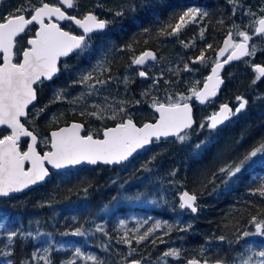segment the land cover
<instances>
[{"label":"trees","instance_id":"trees-1","mask_svg":"<svg viewBox=\"0 0 264 264\" xmlns=\"http://www.w3.org/2000/svg\"><path fill=\"white\" fill-rule=\"evenodd\" d=\"M31 2L39 6L38 0ZM44 2L57 4V0ZM130 3L137 5L135 13L125 12L123 17L114 18L113 11H109ZM142 3L146 6L140 7ZM24 4L25 0H0V16ZM190 6H199L208 12V16L185 25L175 36H157L158 28L163 24L174 26L179 15ZM262 6L264 0H241V10L233 14V6L227 0H78V6L68 10L69 14L81 17L91 11L101 19L113 20V23L103 35L93 36L90 53L60 60L59 67L63 69L67 64L71 66V71L62 70L52 81L35 86L37 99L29 108L23 123L39 134L40 141L49 137L50 130L74 120L84 125L86 134L92 132L95 137H100L102 129L120 120H98L80 113L94 111V104L115 105L119 101L128 102L125 105L127 113L137 125L153 121L156 118L151 107L153 98L167 104L169 96L173 101L180 94L189 96V89L194 84L199 89L233 23L239 25L240 30L249 25L251 17L246 16L243 9L250 8L259 13ZM30 14L25 13L26 16ZM157 18L161 23L156 22ZM220 20L224 21L222 25ZM62 27L77 32L69 22ZM29 28L26 34L18 38L21 52L27 46L29 36L34 33L35 26ZM144 28L152 31L143 34ZM251 29L249 26L248 31ZM129 43L132 44L131 49L124 47ZM185 44L188 46L185 47ZM208 44L213 47L208 49ZM146 50L155 53L156 60H161V64L171 61L176 66L162 73L156 67H142L147 71V76L141 79L137 73L140 67L132 65L131 59ZM202 50L209 58L207 63H192ZM15 58L19 60L20 56ZM97 61L103 62V67L108 71L99 70L94 75L102 79L111 76L113 79L101 91L82 102L70 103L73 97L87 92L85 85H73L72 81L78 78L79 73L91 70ZM260 62L264 64V59ZM185 63L193 71H184ZM223 75L225 83L213 102L204 107L194 105L196 124L191 140L186 145L177 143L175 138L161 140L123 164L67 168L51 173L44 183L22 193L0 197V224L12 230L22 228L33 234L37 230L51 234L50 237L41 235L36 239H14L13 255L10 257L14 264H19L22 259L27 260L28 264H43L42 261L31 260V254L36 248L48 246L49 241L55 246L49 253L53 264L68 260L74 264H93L83 256H74L77 247L84 254L96 255L103 264H126L134 259L140 260L141 264H161L157 258L169 248L181 249L182 258L173 260L169 257L168 264H185L188 259L198 257L201 246L210 248L206 255L212 259L219 256L232 259V250H239L245 241H241L240 245L229 246L227 241L215 238L225 235L228 240H234L233 225H236V221H239L241 230L245 226L249 231L254 230L248 220L258 212H264V198L251 194L250 189L256 188L260 178H264V160L254 158V162L227 187L221 184V177L218 176L215 184L219 187L215 192L214 185L208 180L218 167L251 150L264 137V78L253 85L255 73L250 63L246 64L244 60L227 66ZM124 76L130 78L126 86L122 82ZM154 79L156 83L153 85ZM56 88L66 89V99L50 103ZM145 90H148L146 96L142 95ZM237 96H243L248 101L246 110L219 131L216 142L201 157L193 158V146L208 135L206 129L196 132L200 121L213 113L220 103L236 105ZM135 101L140 103L136 104ZM41 108L44 111L38 112ZM6 134L8 132L5 129L0 130V136ZM241 137L242 142L236 144ZM25 145L22 140L20 148L24 149ZM47 148L48 145L44 143L38 144L40 151ZM153 156L155 159H151ZM173 170H176L175 175H172ZM202 184L205 187L201 188ZM183 189L197 193L200 207L196 214L184 212L178 217L171 209L178 205L179 193ZM137 194L143 195L135 199ZM178 219L181 227L191 223V229L187 232L174 230L165 235L166 229L159 228L139 244L135 239L130 246L119 242L126 231L131 238L134 234L140 235L152 228L156 221L177 223ZM120 220H125L126 225L119 226ZM226 224L228 227H225ZM97 225L102 226L104 232L96 231ZM76 228H82L87 235H71ZM137 228L138 232L134 233ZM154 240L156 243H153ZM161 240L164 243H160ZM245 240L254 247L264 242L258 237ZM4 243L8 241L5 235L0 234V249H3ZM60 244L64 248L56 250ZM130 247L136 249L131 255ZM4 260L0 257V264H4Z\"/></svg>","mask_w":264,"mask_h":264},{"label":"snow or ice","instance_id":"snow-or-ice-1","mask_svg":"<svg viewBox=\"0 0 264 264\" xmlns=\"http://www.w3.org/2000/svg\"><path fill=\"white\" fill-rule=\"evenodd\" d=\"M233 6V14L241 10V0H227ZM39 6L32 3L31 0H25V4L16 7L12 11L0 16V53H2L3 62L0 63V125H4L10 129V133L0 136V197H10L14 193H21L32 185H37L46 180L50 176V172L45 163L51 165L53 169H67L78 165L90 164L96 165L103 163L106 165H120L128 161L130 158L142 150H147L153 143H159L161 139L175 138L179 144L186 145L191 140V133L196 124L193 116L192 106L187 102L194 98L200 105H206L213 102L217 96L218 90L224 83L221 77V70L225 65L232 61L242 60L245 57H252L256 55L257 45L250 44L253 37L264 39V6L261 7L260 12H253L250 8L243 9L246 16L251 17L249 25H245L244 30H240V26L233 23L232 28L229 29L226 38L223 42V47L219 49L214 58L211 73L205 77L203 88L197 89L195 84L189 89V96L180 94L176 101L172 97H168V103H161L155 98L151 107L159 114L158 119L154 123L145 122L138 127L127 113L125 105L127 101H119L117 104L105 103L103 106L94 104L92 107L94 111H82L81 115H88L95 117L98 120L110 119L120 122L115 124V127H106L103 131V139L94 138L92 132L88 135H81L84 128L83 124L71 123L66 127L59 128L52 131L50 140L45 137L43 141L38 139V133L34 134L29 131L25 124L21 122V117H26V109L37 99V88L34 85H42L45 81H51L63 71H71V66L65 64L63 69L58 67V61L61 57H70L76 55L82 57L85 53H90L92 50V39L94 35H103L113 20L100 19L93 12L89 11L83 15L82 18H77L73 15H68L65 9H73L78 6V0H57V4H49L44 0H38ZM60 5V6H57ZM63 6V7H61ZM141 4L140 7H145ZM137 5L134 3L121 6L113 11L114 18L123 17L125 12L135 13ZM30 12V17L25 13ZM208 16V12L199 6H190L183 11L174 26L170 24H163L157 29V36H175L181 29L189 24L196 23ZM55 17V21L52 19ZM47 18V23H45ZM171 19V17H170ZM60 21H69L80 30V34H74L72 31H66L60 26ZM157 23H161L157 18ZM38 25L35 34L29 36L27 39V47H23L22 52L18 48V38L26 34L33 24ZM219 23L222 25L223 20ZM71 26V25H70ZM251 26V35L248 28ZM170 29V30H169ZM152 30L149 28L142 29L143 34H149ZM203 37V29L201 30ZM239 38L238 42L236 39ZM181 43H184L181 41ZM185 47L188 45L185 44ZM128 49L132 48V44L124 46ZM208 49L213 47L212 44L206 45ZM229 53L227 57L221 61V57ZM20 56L19 62H14V58ZM207 58L202 50L200 55L195 57L192 63L199 62L206 64ZM156 55L152 51H143L139 55L131 59V64L142 66L149 61H155ZM246 64L249 61L244 60ZM255 78L253 85L264 78V66L261 64L251 65ZM108 71L103 67V62L97 61L93 68L87 72L78 74V78L72 81V84H82L87 88V92H82L78 96L73 97L70 103H78L85 100L102 90V87L108 84L113 77L109 76L107 79L99 78L94 73L97 71ZM184 71H193L189 64L185 63ZM140 77H146L147 73L143 70L138 72ZM125 86L130 82L128 76H124L122 81ZM156 80H153V85ZM196 83H199L197 81ZM152 86L150 85L149 88ZM66 89H54L53 99L50 103L62 101L66 99ZM148 90L142 93L147 95ZM107 99V98H106ZM139 104L140 101H135ZM248 101L243 96L236 97V106L232 108L229 104H221L217 111L205 117L200 121L196 132H203L207 130L208 135L205 139L200 140L193 146L192 157L199 158L203 152L216 142L219 131L232 123L233 118L238 116L246 110ZM47 107V105H45ZM75 110V109H73ZM44 108L38 110L43 112ZM55 120L56 117H53ZM22 137H29L30 142L27 145V150L21 151L20 140ZM243 137L236 141V144L241 143ZM38 143L48 145L50 143V150L44 151L43 155L37 152ZM254 158L264 160V137L240 157L229 160L218 167L215 172L211 174V179L208 183L213 184V191L219 187L215 184L216 178L221 177V184L227 187L234 180L238 178V174L242 173L246 167L254 162ZM151 159H155L153 156ZM26 162L28 165L26 167ZM176 174L173 170L172 175ZM205 185H201V188ZM86 191V190H85ZM251 194L259 195L264 198V178H260L259 185L250 189ZM143 194H137L135 199H140ZM131 199V198H129ZM155 203V201H152ZM198 196L195 191L189 192L187 190L179 193V203L171 210L177 213L178 217L184 212L196 214L199 211ZM148 221H144L147 223ZM125 220L119 221V226L126 225ZM179 219L177 223H169L167 221H156L152 228H149L143 234H134L131 238L128 237L127 231L124 237L120 238L121 243L131 245L132 240L135 239L139 244L147 240L157 229L165 228V235L172 231L187 232L191 229V223L180 226ZM248 224L253 226L252 231L247 227L241 230L239 221H236L235 239L228 240L225 235H220L215 239L218 241H227L229 246L235 244L240 245L241 241H245L239 250L233 249L232 259H225L219 256L212 259L206 253L210 248L201 246L198 257H193L186 261V264H264V242L258 247H254L252 243H247L245 238L258 237L264 241V212H258L257 215L251 216ZM228 227V224L225 225ZM139 228V224H138ZM134 230L135 232H138ZM0 234L5 235L8 243H4L3 249H0V257L5 258L4 264H14L10 258L13 255L14 239L24 240L27 238L36 239L41 235L51 236L50 233H41L39 230L33 234L32 231H25L22 228L15 230L7 228V226L0 224ZM96 231L104 232V228L100 225L96 226ZM69 233H61V235H68ZM73 236L83 237L87 235L82 228H76L70 233ZM107 235V233H104ZM164 243L163 240L159 241ZM153 243H156L154 240ZM54 245L49 241L48 246L36 248L31 254V260L42 261L43 264H53L49 255L54 249ZM64 245L60 244L56 250L63 249ZM136 249H129V255L135 252ZM219 252V250H218ZM74 256H83L84 259L90 260L93 264H103L96 255L84 254L79 247L75 248ZM173 260H180L182 258V250L177 248H169L164 251L158 261L161 264H168V258ZM19 264H28L27 260H20ZM61 264H74L72 260L61 262ZM128 264V262H126ZM130 264H141L140 260H132Z\"/></svg>","mask_w":264,"mask_h":264},{"label":"water","instance_id":"water-1","mask_svg":"<svg viewBox=\"0 0 264 264\" xmlns=\"http://www.w3.org/2000/svg\"><path fill=\"white\" fill-rule=\"evenodd\" d=\"M98 1H101V0H98ZM47 3V2H46ZM50 4V3H49ZM57 6H60V5H57ZM61 7H63V6H61ZM66 10V12L68 11V10H70V9H65ZM67 14H68V12H67ZM86 14V13H85ZM95 14V13H94ZM68 15H70V14H68ZM96 15V14H95ZM74 16V15H73ZM97 16V15H96ZM29 17H30V15H29ZM77 17V16H76ZM83 16H81V17H77V18H82ZM54 21H55V17H53L52 18ZM101 19V18H100ZM48 21H47V18H45V23H47ZM67 22H69V21H60L59 23H60V26L62 27V25L63 24H65V23H67ZM71 23V22H70ZM35 27H36V29L39 27L38 25H36L35 23L33 24ZM72 26H73V28L74 29H76L78 32H79V34H80V30L79 29H77L76 28V26L75 25H73L72 24ZM63 28V27H62ZM65 29V28H64ZM66 31H68L67 29H65ZM36 31V30H35ZM34 34H35V32H34ZM74 34H77V33H74ZM79 34H77V35H79ZM226 36H227V34H226ZM226 36L224 37V39L226 38ZM224 39H223V41H222V43H221V45H220V47H219V49L221 48V47H223V42H224ZM28 46V45H27ZM26 46V47H27ZM219 49L216 51V53L219 51ZM229 53H225V55L224 56H222L220 59H221V61L222 60H224L226 57H227V55H228ZM2 53H0V63H2L3 62V60H2ZM216 55V54H215ZM21 58V57H20ZM63 58H66V57H61L60 58V60L61 59H63ZM60 60L58 61V67H59V62H60ZM241 60H238V61H232V62H230V64H232V63H237V62H240ZM230 64H228V65H225V67L221 70V77L223 78V80H224V83H225V79H224V77H223V73H224V70H225V68L227 67V66H229ZM143 66V65H142ZM263 66V65H262ZM212 67V66H211ZM211 73V68H210V70H209V72H208V74L206 75V77L209 75ZM204 83V82H203ZM203 83H202V85L200 86V88L199 89H201V88H203ZM224 83L221 85V87H220V89L222 88V86L224 85ZM36 85H34V87H35ZM220 89L218 90V94H219V92H220ZM218 94H217V96H218ZM216 96V97H217ZM215 97V98H216ZM214 98V99H215ZM213 99V100H214ZM36 101V100H35ZM34 101V102H35ZM34 102L32 103V104H34ZM191 106H192V110H193V116H194V105H197L198 107H204L205 105H200L197 101H195V99L194 98H192V99H190L189 101H187ZM32 104L31 105H29L28 106V108L26 109V112L28 113V110H29V108L32 106ZM223 104H225V103H223ZM228 104V103H227ZM221 104H219L218 105V107H217V109L215 110V111H217L218 109H219V106H220ZM229 106L230 107H232V108H235V106L236 105H234V106H231L230 104H229ZM152 110H153V112L155 113V115H156V118H155V120L156 119H158V116H159V114L158 113H156L155 112V110H154V108H152ZM212 114V113H211ZM210 114V115H211ZM24 118H26V117H21L20 119H21V122L23 123V119ZM155 120L154 121H147L148 123H154L155 122ZM71 123H80V124H82L80 121H76V120H74V121H71V122H69V123H67V124H64V125H61V126H59V127H57V128H54V129H52V130H50L49 131V140H50V134H51V132L52 131H56V130H58L59 128H62V127H66V126H68L69 124H71ZM135 123V122H134ZM145 123V122H144ZM144 123H142V124H140V125H137L138 127H140V126H142ZM25 127H26V125H25ZM109 127H115V125H113V126H109ZM27 128V127H26ZM1 129H5L6 131H8V133H10V129H7V127L6 126H4V125H0V130ZM28 129V128H27ZM29 131H32V130H30V129H28ZM81 135H88V134H86L85 133V129L83 128V130H82V132H81ZM23 139H25V140H27V144H26V147H25V149L24 150H27V145H28V143L30 142V138L29 137H22ZM94 138H98V139H103V131L101 132V136L100 137H95L94 136ZM172 138H174V137H172ZM172 138H168L167 140H170V139H172ZM161 140H164L163 138L161 139ZM149 148V147H148ZM37 150V152H39L41 155H43V153L44 152H40L39 150H38V148L36 149ZM48 150H50V143H49V149ZM48 150H46V151H48ZM143 151V150H142ZM142 151H140V152H142ZM140 152H138L137 154H139ZM137 154H134V156H136ZM133 156V157H134ZM131 159V158H130ZM129 159V160H130ZM128 160V161H129ZM127 162V161H126ZM125 163V162H124ZM98 164H101V165H106V164H103V163H98ZM98 164H96V165H98ZM115 164H113V165H108V166H114ZM27 166H30V165H28L27 164V162H26V167ZM84 166H95V165H90V164H84V165H78V167H84ZM45 167H47L48 168V170H49V172H50V175H51V173L52 172H56V171H60V170H63V169H60V170H57V169H53L52 168V166L51 165H48L47 163H45ZM76 167V166H75ZM71 168H74V167H71ZM47 179V178H46ZM45 181H43V182H41V183H39V184H37V185H40V184H42V183H44ZM37 185H32V186H30L28 189H30V188H32V187H34V186H37ZM25 190H27V189H25ZM24 190V191H25ZM186 189H183L181 192H183V191H185ZM14 194H19V193H14ZM14 194H12V195H14ZM128 264H130V263H128ZM186 264V263H185Z\"/></svg>","mask_w":264,"mask_h":264},{"label":"flooded vegetation","instance_id":"flooded-vegetation-1","mask_svg":"<svg viewBox=\"0 0 264 264\" xmlns=\"http://www.w3.org/2000/svg\"><path fill=\"white\" fill-rule=\"evenodd\" d=\"M36 30V27L34 29V32ZM252 31V29H251ZM251 31H249V34L251 35ZM77 33V32H75ZM34 35V33H33ZM239 38L236 39V42H238ZM250 44H255L257 45V52H256V55L255 56H252V57H245L243 58L240 62H242L243 60H247L249 61L250 63V66L252 64H263L261 63V59L263 58L264 59V39H261V38H257V37H253L252 40L250 41ZM67 58V57H66ZM64 59V58H63ZM14 62H19V60H16V58H14ZM60 63V62H59ZM264 65V64H263ZM252 68V67H251ZM253 70V69H252ZM52 81V80H51ZM49 82V81H48ZM9 134V133H8ZM7 135V134H6ZM25 141V143H27V140L21 138L20 140V144H21V141ZM23 150V149H22Z\"/></svg>","mask_w":264,"mask_h":264},{"label":"rangeland","instance_id":"rangeland-1","mask_svg":"<svg viewBox=\"0 0 264 264\" xmlns=\"http://www.w3.org/2000/svg\"><path fill=\"white\" fill-rule=\"evenodd\" d=\"M149 62H151V61H149ZM148 62V63H149ZM146 63L145 65H143L144 67H147V66H149V67H156V68H158V70H159V72L160 73H162L163 72V70H165V71H170L173 67H175L176 66V64L173 62H171V61H164L163 62V64H161V60L160 61H158V60H155V61H152L151 63ZM140 70L139 71H141V70H143V71H145L146 73H147V71L144 69V68H139ZM138 71V72H139ZM137 72V73H138ZM158 74V73H157ZM221 104V103H220Z\"/></svg>","mask_w":264,"mask_h":264},{"label":"bare ground","instance_id":"bare-ground-1","mask_svg":"<svg viewBox=\"0 0 264 264\" xmlns=\"http://www.w3.org/2000/svg\"><path fill=\"white\" fill-rule=\"evenodd\" d=\"M71 15V14H70ZM219 49V48H218ZM238 63V62H237ZM261 65H263V64H261ZM264 66V65H263ZM139 67H144V66H139ZM141 79H145V77H140ZM245 98V97H244ZM246 99V98H245ZM221 104H223V103H221ZM34 134H36V133H34Z\"/></svg>","mask_w":264,"mask_h":264}]
</instances>
